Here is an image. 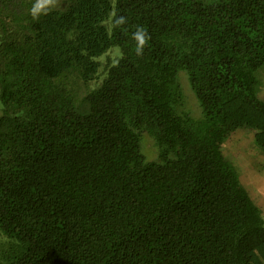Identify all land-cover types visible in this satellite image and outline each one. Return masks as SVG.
I'll return each instance as SVG.
<instances>
[{
	"label": "trees",
	"instance_id": "1",
	"mask_svg": "<svg viewBox=\"0 0 264 264\" xmlns=\"http://www.w3.org/2000/svg\"><path fill=\"white\" fill-rule=\"evenodd\" d=\"M34 3L0 0V264H264L222 152L264 155V0Z\"/></svg>",
	"mask_w": 264,
	"mask_h": 264
},
{
	"label": "rangeland",
	"instance_id": "2",
	"mask_svg": "<svg viewBox=\"0 0 264 264\" xmlns=\"http://www.w3.org/2000/svg\"><path fill=\"white\" fill-rule=\"evenodd\" d=\"M100 59H103V57H101ZM260 76H262V74ZM178 82L182 93V99L180 100V104H177L178 110L189 109L194 114H197L198 109L195 104L194 98L192 97L191 92L188 88V84L184 74L180 73L178 77ZM262 82L264 83V81ZM261 88L262 89L259 91V95L264 98V84ZM143 150L148 158H156L155 149L153 147L152 141L149 136L145 133H143ZM222 152L224 156L231 161L238 176L243 171H247V173L250 174V177L253 174L254 176H257V179L261 178L260 176H262V178L264 179V155L259 153L253 147L250 135L246 134L241 130L234 132L231 137L223 143ZM256 163L257 165H254ZM257 173L260 174L258 175ZM246 178L243 179L242 185L248 192L249 196L253 197V193L258 194V191H256V187L247 183ZM251 179H253V177ZM11 241L15 242V240ZM8 244V240L0 234V247L7 246Z\"/></svg>",
	"mask_w": 264,
	"mask_h": 264
},
{
	"label": "clouds",
	"instance_id": "3",
	"mask_svg": "<svg viewBox=\"0 0 264 264\" xmlns=\"http://www.w3.org/2000/svg\"><path fill=\"white\" fill-rule=\"evenodd\" d=\"M57 0H35V3L30 9V14L34 19H38L40 15L47 14L53 8H55ZM126 18L120 16L116 18L114 26H120L125 24ZM133 39L136 41V54L139 56L142 54L144 47L146 46L150 37L143 27H138L133 33Z\"/></svg>",
	"mask_w": 264,
	"mask_h": 264
},
{
	"label": "crops",
	"instance_id": "4",
	"mask_svg": "<svg viewBox=\"0 0 264 264\" xmlns=\"http://www.w3.org/2000/svg\"><path fill=\"white\" fill-rule=\"evenodd\" d=\"M254 165H257L254 164ZM260 165V164H258ZM247 171H243L240 175H239V179L242 183L243 179L247 180L248 184H251L252 186L256 187V191H258V194L253 193V197H251V199L253 200V202L261 209L262 215L264 217V179L262 178V176H260L261 178L257 179V176H254L253 174L250 177V174H246ZM258 175L260 173H257ZM253 177V179H251ZM251 182V183H250ZM260 192V193H259Z\"/></svg>",
	"mask_w": 264,
	"mask_h": 264
}]
</instances>
